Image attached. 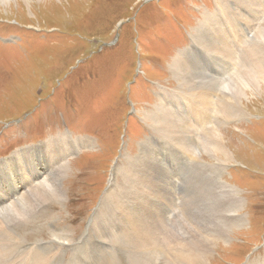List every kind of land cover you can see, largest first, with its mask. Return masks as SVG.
<instances>
[{"label":"rangeland","instance_id":"1","mask_svg":"<svg viewBox=\"0 0 264 264\" xmlns=\"http://www.w3.org/2000/svg\"><path fill=\"white\" fill-rule=\"evenodd\" d=\"M240 1L232 3L234 9L243 7ZM223 2L9 0L3 5L0 1V163L28 150L23 154H34L39 169H48L53 163L46 159L43 145L59 137H66L75 145L67 162L61 157L53 169L57 171L63 198L37 204L35 209L26 206L28 220L21 221L14 230L38 255L45 256L58 248L55 264H72L75 255L80 257V251L76 250L82 249L84 256H89L87 264H103L105 259H110L106 248L98 255L91 253V244L96 239L89 234L90 228L105 214L107 197L122 193L124 172L141 158L143 148L148 143L159 144L160 133L155 132L149 118L157 112L161 94L178 104L177 93L187 89L186 78L199 86L207 85L210 79L218 83L226 79L230 88L238 82H250L252 86L246 88L247 96L241 98V103L231 99L233 93L227 90L225 93L233 106L226 109L228 118L215 113L213 125L205 127V130L220 129L231 160L226 165L219 164L207 153L204 131L197 128L198 136L192 144L202 155L193 161L188 150L182 156L181 179L175 188H167L172 193L169 205L182 217L183 237L187 241L193 238L207 250L201 261L185 258V262L264 264V9L262 14L250 15L248 25L263 45L233 49L234 70L226 73L222 71L226 60L213 61L192 40V35L205 22V15L212 13L213 22L227 18L229 6ZM238 21L243 22L241 18ZM180 54L188 59L183 77L172 69ZM243 60L250 62V68L243 67ZM258 81L260 88L256 89ZM222 97L220 94L219 102ZM209 140L212 141L211 136ZM166 150L157 153L160 159L165 158ZM69 151L70 148L65 150L66 154ZM219 158L225 160L221 155ZM21 162L18 160L16 169L23 168ZM15 172L14 169L6 172L0 165V180L14 178ZM22 175L19 174V181ZM223 183L231 187L223 190ZM0 185L8 186V182L0 181ZM226 189L234 190L232 196L240 198L237 216H243V226L225 227L221 223L220 218L229 206ZM215 226L225 229V239L218 236L219 228ZM55 236H64L68 241L61 243ZM52 241L55 246L48 252L38 245L53 246ZM10 254L15 261L11 251ZM118 258V264H124L120 253Z\"/></svg>","mask_w":264,"mask_h":264},{"label":"bare ground","instance_id":"2","mask_svg":"<svg viewBox=\"0 0 264 264\" xmlns=\"http://www.w3.org/2000/svg\"><path fill=\"white\" fill-rule=\"evenodd\" d=\"M0 1H2L4 5L7 4L9 0ZM237 1L239 0H224L222 4L227 3L229 6L228 11L226 10L227 18L220 20V22L217 20L216 22H213L215 19H213L214 16L212 13L211 15H205V22L203 21L204 23L201 24L200 29L197 31L194 29L196 34L192 35L193 42L198 44L200 49L213 61L220 62L221 59L226 60V66L222 68V71L226 73H231L234 70L231 64L233 56H235L233 49H253L255 45H263L261 40L259 41V39L256 38V31L253 32L252 29H248V25L250 15L262 14V10L264 9V0H241L238 3H243V7L237 6L234 9L233 5L235 6V4L232 3H236ZM249 11L251 12L250 14ZM219 12L222 14L220 9ZM235 12L238 13V16L235 15ZM247 17L248 19H246ZM239 18L242 19V24L238 21ZM249 39H251V42H249ZM251 52L252 54L255 53H253V51ZM187 60V57L180 54L172 64V69L179 77L185 76L184 72L186 71ZM243 61L245 64H242L243 67L245 69L250 68V62L248 60ZM252 72H254V70ZM254 76L256 77V75ZM247 77L249 76L247 75ZM209 81L210 82L206 81L207 85H205V83H201L199 86L196 83H191L190 80L187 81L186 78L185 84L187 89L180 90L183 92L177 93L180 99L178 104L168 100L169 96L166 94H161L160 105L157 108V112L153 115V117L150 116L149 118L154 124L155 132L160 133L161 140H159V144H157L156 147L154 145L151 146L149 145L150 143H148L143 148L141 158L137 161H133L126 173L124 172L125 184L122 188V193L118 197L116 196L113 198V194H110L107 197L105 202H108V204L104 210L105 214L90 228L89 234H93L96 239V241L91 244V253L93 255H98L102 252V250H105V248L109 249L108 254L110 259H105L103 264L120 263L119 258L117 260V253L122 255L124 264H194L191 261L185 262V258H197L199 261L204 259L205 252L207 250L202 249V246L200 247V245H197L193 238L190 241H187L183 237L182 227H180L182 217L175 208L173 209L172 206L169 205L171 203L170 197L172 196V193L169 192L167 188L169 186L176 185L179 182V179H181L179 178L181 173L179 161L182 160V156L187 154L186 152L188 150L191 154L190 158L188 157L189 159H192L193 161L195 159H200V150L196 149L195 145L192 144L194 139L198 136L199 130H197V128H201V130L204 131L203 136H205V141L208 143L206 144L207 153L212 154V157L215 158L219 164L223 163L226 165L231 160L232 155L226 147L227 145L224 144L225 139L220 129L212 127L210 130H205V127L206 125H213L215 113L219 112L221 115H224L225 118H228L225 113L227 111L226 109L228 107H233L230 105V100L233 98L236 102L238 101L241 103V98L247 96L246 88L251 89L252 87L249 85L251 84L250 82L249 84L248 82L238 84L239 82L237 81V85H232L233 87L230 88V83L226 79H223L221 83H218V81L215 82L213 79H210ZM241 81L242 80H240V82ZM260 82L261 81H258L255 85L256 87L254 86L256 89L260 88ZM227 90H230V93H233L231 99L227 98L225 93ZM220 94L223 95L224 98L222 97V101L219 102L218 100ZM232 104H234V101ZM238 110L240 111V109ZM210 136L212 137V141L209 140ZM165 141L169 142V144L166 145ZM197 143V145H200L198 140ZM66 147L70 148V151L67 154L65 150L67 151L69 148L66 149ZM43 148L46 159L48 161L51 160L53 163V165H51L48 169L47 167L45 169H39L38 164H36V161L33 159L34 154H32V156L23 154L28 150L17 152L9 160H3L5 162L0 163L1 167L6 172H11L13 169L16 170V176L14 178L11 177L9 180H0L2 182H8V186L0 185V264H55V261L59 257L58 255L55 259L58 248L49 252L45 256L38 255L36 250L30 247L29 243L26 245L20 239V236L14 232V230H16V228L20 225L21 221L28 220L26 206L29 205L31 208L35 209L37 204H46L51 202L52 199L63 198L59 185L57 184V171L55 172L53 169L56 162L60 161L61 157L64 158V163L67 162V156L70 153L72 154V151H75V145L71 144L66 137H59V140L51 139L48 141L45 145H43ZM153 148L157 149L152 150ZM167 148H170L169 151L166 150ZM161 150L167 151L164 159H160L159 155H157V153ZM203 151L205 150L203 149ZM220 155L224 157L225 160H221L219 158ZM18 160H22L21 167L23 168L21 170L16 169V163L18 164ZM169 163H176L175 167L171 166V168H169ZM193 172L196 171L193 170ZM20 173L23 174L21 181H19ZM2 174L5 176V173H1V175ZM160 182L164 184V187H160ZM226 187L231 186L224 184L223 190ZM219 188L222 189V185H219ZM9 190L10 192H8ZM226 190L228 192V199L226 200V203H228L229 206H232V208L226 206V208L228 207V210L223 213L222 218L219 217L222 219L221 221H223L221 223H224L225 227L231 226L232 224L243 226V216H237L239 211L238 209H240L238 208L240 207V198L232 196L234 190ZM16 197L17 199L15 200ZM111 197L113 199H111ZM195 200L196 199L193 200V203ZM188 213L186 215H188ZM13 216V220L6 222ZM193 218H195V216ZM194 220L197 221V219ZM187 231L190 230L188 229ZM217 233L219 237H223L225 239L224 235L226 234V231L224 228H219ZM52 237L54 238V234ZM190 237L192 236L190 235ZM55 239L61 243L68 241V239L64 236H55ZM69 243L71 245L72 241ZM50 244L53 246L47 244L38 245L41 248H47L48 252L49 248L52 249L55 246L53 241L50 242ZM10 251L12 252L15 261L11 259ZM79 251V259L75 255L73 263L82 264L83 261L85 262L84 264H87L89 256H84L82 249L76 250L77 253ZM52 260L54 261L52 262Z\"/></svg>","mask_w":264,"mask_h":264}]
</instances>
